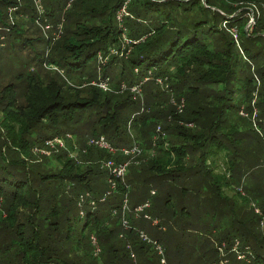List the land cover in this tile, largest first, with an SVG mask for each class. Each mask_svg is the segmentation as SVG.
<instances>
[{
    "label": "trees",
    "instance_id": "1",
    "mask_svg": "<svg viewBox=\"0 0 264 264\" xmlns=\"http://www.w3.org/2000/svg\"><path fill=\"white\" fill-rule=\"evenodd\" d=\"M41 3L44 20L53 25L49 34L56 33L51 40L29 36L33 29L40 30L34 27L38 18L34 0H0V25L6 27V35L26 41L28 64L79 68L96 57L99 70L105 67L106 73L100 80L69 84L63 76L66 81L59 75L41 78L26 72L16 77L17 84L3 89L0 264H97L92 236L102 248L103 264H135L132 254L138 256L137 264H163L158 251L157 257L151 256L155 245L140 239V233L120 227L110 230L107 225L114 210L121 211L116 223L120 218L132 219L128 209H123L129 184L116 178L107 165L103 169L101 162L117 166L129 158L120 151L111 154L93 147L82 154L84 163L66 150L41 157L33 152L45 149L46 141L69 127L78 131L81 147L89 138L105 136L116 149L124 148L134 141L131 133L162 143L175 139L170 144L173 148H161L153 167H161L163 177L171 179L186 171L199 175L204 180L198 191L204 194L198 200L200 210L205 214L221 211L216 223H204L208 231L202 225L203 233L213 236V244L219 243L216 254L223 251L229 264H264V228L260 227L264 202L260 208H250L249 199L241 202L225 193L233 183H243L247 168L264 167V0ZM126 5L129 15L119 20ZM250 11L255 22L248 30ZM11 15L14 22L10 24ZM37 43L46 51L50 47L49 54L37 50ZM119 69L122 79L112 85ZM129 72L136 75L134 80ZM103 82L109 87L106 92L99 87ZM136 86L140 93L132 91ZM20 97L23 102L17 105ZM241 111L247 116L240 115ZM70 134L64 131L62 136ZM66 145L73 149L72 140ZM218 153L228 155L232 178L226 172L217 173L212 165ZM183 155V159L189 157L188 167H183ZM78 187L98 198L106 195V200L97 210L90 205L82 217L84 213L76 211L78 203L70 196ZM143 202L138 197L133 200L135 207ZM156 205L152 203L148 212L158 215V228L168 226L155 233L156 244L169 255L174 237L178 238L176 248H183L180 238L186 231L177 226V218L170 222L173 217L164 216ZM181 208L180 214L173 207V215L185 216V207ZM122 233L124 238H120ZM116 236L126 244L116 241ZM237 239L244 260L237 259Z\"/></svg>",
    "mask_w": 264,
    "mask_h": 264
},
{
    "label": "rangeland",
    "instance_id": "2",
    "mask_svg": "<svg viewBox=\"0 0 264 264\" xmlns=\"http://www.w3.org/2000/svg\"><path fill=\"white\" fill-rule=\"evenodd\" d=\"M88 1H95V0H88ZM82 2L83 1H80L78 3L80 4ZM104 2H106V0H103V3ZM34 7L36 9V12H38L37 14L40 15L37 6H35V3H34ZM248 15L250 22L247 29L249 30L250 25L254 26L255 20L253 18V14L251 11L250 14ZM40 16L43 17L42 15ZM10 17H11V21H10L11 24V22H14V17L12 15ZM18 19L20 20V18ZM47 21L49 24L51 23L49 22L50 20ZM39 23L41 24L42 21H39ZM63 26L64 24L62 25V27ZM34 27L35 28L38 27L40 30L33 29V31H31V34H29V36L33 38H38L39 36L44 35V37L49 36L51 40L52 36L54 37L56 35V33L53 34V32H52V36H50L49 34V31L53 30V28L44 32L38 23ZM7 32L8 31L6 30V27L0 25V36H3L0 37V98L4 95L3 89L6 86L12 83L17 84L18 81L16 80V77L21 73H26V72L37 73L41 78H43L45 74H48L50 77H54V75H59L60 78L62 76L65 79L67 78L66 80L67 83L69 84H79L90 80L93 81L100 80L101 78L104 77V74L106 73L105 67H102V70H99L101 67L96 57L89 59L85 65H82L79 68H71L69 66H64L63 68L62 67L59 68L60 71H56L53 69V66H51L48 62H44L40 65L33 67V65L32 66L29 65L27 62L30 52L28 49L24 50L26 41L20 38L13 39L11 33H9V35L5 34ZM38 44L39 43L35 45L36 49L44 53L46 51L45 46L40 45L39 47H37ZM54 44L55 42L52 40L51 45L53 46ZM49 52H50V47L46 51L47 55L49 54ZM128 77L131 80H134L136 78V75L133 74L132 72H129ZM121 79L122 77L119 69L114 77V82H112V85H114V83L116 82H120ZM164 86L165 85L159 86V88L163 89L165 88ZM142 98L144 97L142 96ZM22 102H23V98L20 97L19 101L17 102V105H19ZM240 115L247 116L245 111L244 112L241 111ZM2 120L3 117L1 116V112H0V123ZM1 128L2 126L0 125V129ZM64 131L72 133L73 135L70 134L67 135V137L62 136L64 135ZM79 131L84 133L82 131V128L81 130L79 129ZM77 133H78L77 130H73L70 127L66 128L65 130H62V135L59 136L63 140V142L60 143L59 147H55L52 149L49 146H47L46 144L47 141H46L45 149L43 150L35 149L33 152L37 154V156L41 157L39 154H45L49 156L53 150L54 151H57L58 149L60 151L66 150L67 152L71 153L70 157L74 158L76 161L80 163L81 162L84 163L83 161H81L82 160L81 156L82 154L88 152L87 149L88 147L100 149L105 153H111V154L114 153L111 152L110 150L101 148L97 145L92 146L89 144H85L83 147H81L82 141H80L78 144V138L76 137ZM131 135L134 141L131 142V145L125 146L124 148L133 149L134 147H137L140 150V154H138L137 156L132 155L131 157H128V156H124L121 153L125 158H129L127 162L128 164L127 171L125 173V176L121 180L124 183L126 181L129 184L128 187L129 191L127 193L126 199L124 200V204L125 203L128 204V202L130 203V205L128 204V206H126V210L128 209L127 214H130L132 219L128 220L129 222L125 219L128 222L127 227L123 223V218H120V220H118V222L116 223V220L118 216L121 214V211L117 212L114 210L112 211V217L110 218V222L107 224L110 227L109 229L111 230L118 227H120L121 229L124 228L125 231L131 229L138 234L140 233L139 236L140 239L144 240L141 237V234L143 233L148 238L149 243H151V245L156 244L158 240L155 238V233L159 231L158 229H161L162 231H166L168 228L167 225H164V227L162 228H158L154 222L159 219L158 215L148 212V210L152 207V203L156 202L157 210H162L164 216H167L168 218H170L169 215H171L173 219H170V222L172 221V223L173 220L177 218V226L186 231L183 234L184 237L182 236L180 238L183 241L182 249L176 248V245H178L177 237H174L169 243L171 250L169 255H167L166 253L164 254V249L162 248L164 254L163 256L166 264H229V259L228 257L225 256V253L223 251H219V253L217 254L215 252V247H218L219 243H216L215 246V244H213L212 242L214 240L212 238L213 236L212 237L206 236L202 231V225L204 226L205 230L208 231V229H210V227L207 228L205 226L206 224L204 223L207 224L216 223V221L219 219L220 216L219 213H221V211L217 209L216 211L214 210L210 211L208 214H205L206 211L203 212L200 210L198 200L200 199V197H204V194L198 195V191L204 180L199 175L190 176L191 172L189 171L184 172L182 175H179V177L175 179H171L169 177H163L162 172H160L162 168L153 167V161L155 159L160 158L162 154L161 148L162 147L169 148L170 144L176 143V140L173 139L169 143H162L161 141H157L158 139L156 138L148 139L142 136H138L136 134L134 136L132 133ZM122 137L124 138V136ZM69 140H72V144H73L72 150L68 148V146L66 145V142ZM89 140H91V138H89ZM109 144H110V148L115 147L114 144L110 142ZM176 146H180V145L176 144ZM170 148L173 147L171 146ZM117 149L121 150L122 148H117ZM45 152H50V154H46ZM175 153L176 152H173V154ZM183 157L184 155L182 156L183 167H188L189 157L184 159ZM227 157L228 155H225V153H218V156L214 157L216 158V160L215 163H213L212 165H214V168L217 173L226 172L228 173L227 177L232 178L231 177L232 174L228 172L229 169L226 163ZM175 158H177V156ZM101 164L103 169L106 168V162H101ZM206 164L207 166L211 167L210 161H208V163ZM261 166H264V164ZM242 182H243L242 184L233 183L232 188H226L225 189L227 191L225 192L226 195L228 193L229 197L234 198V200L237 199L241 200V202H243V200L247 198L251 202L250 204L249 203L246 204L248 205V207L251 208V206H254L260 208V204L264 202V167H258L252 169L247 168L246 174H244V178H242ZM260 184L261 186L258 188ZM101 188L104 189L103 185H101ZM111 188L113 189V186ZM254 189L257 190L256 191L258 192L257 194L251 193L254 192ZM143 194L147 196H143L142 198H140V196ZM111 195H113L112 197H114V192H111ZM70 196H74V200L76 203L83 205V208H80L78 204L76 206L77 212L78 211L81 212L82 210V213H84V215H81L82 217L85 216V213L87 212L88 207L90 206L89 201L91 199H93L94 201L98 200L97 204L95 205L96 210L98 204L105 201L103 200V196L98 198L95 194L89 192V190L83 189V187L81 188L78 187L74 189ZM137 197L139 198L140 202L143 201L145 202L135 207L133 204V200L136 199ZM82 198H83V202H82ZM146 198L147 200H145ZM146 204H149L150 206L149 208L145 209L144 212L141 213L135 211L136 208ZM173 207L177 211V213L179 212L180 214L182 209L181 207H185L186 215L180 217H177L176 214L173 215L171 211ZM146 215L149 216V218H147ZM224 215H226V212ZM260 227L264 228V222H261ZM159 236H161V234H159ZM120 238H124L123 233L120 235ZM115 239L116 241L120 242L122 245L126 244L125 242H122L120 239H118L117 236ZM238 240L239 239L236 240V244L237 242H239ZM239 246L240 243L237 245V250H236L237 253L239 252ZM235 247L236 245L234 246V248ZM99 248L100 251L98 252L95 251L93 256L95 257V262H97V264L98 262L103 264V261L100 257L101 254H103L102 248L101 247ZM156 251H158L159 255L162 253L161 248L159 246H156L152 248L151 256L157 257ZM237 253H236V255L238 256L237 259L244 260L243 258H239V256H241L242 254L239 253L237 254ZM220 257H222V259L218 261ZM132 258L134 259L135 264H137L138 256L136 254H132Z\"/></svg>",
    "mask_w": 264,
    "mask_h": 264
},
{
    "label": "built area",
    "instance_id": "3",
    "mask_svg": "<svg viewBox=\"0 0 264 264\" xmlns=\"http://www.w3.org/2000/svg\"><path fill=\"white\" fill-rule=\"evenodd\" d=\"M34 3H35V6H37L40 15L43 16L44 15V6L41 3V0H34ZM70 5H71V3L69 4V6ZM40 15H38V18L36 20V24L38 23L44 32H46L49 29H52L53 28V25L52 24H49L48 21H47V19L44 20V18L41 17ZM128 15H129V13L127 12V5H126L120 11V13L118 14V18H119V20H122V17L123 16H128ZM39 21H42V23L40 24ZM59 29H61V25L58 26V30ZM125 42L128 43V44L130 43V41L128 39H125ZM102 62L105 63L104 60ZM53 69L56 70V71H60L57 66L56 67H53ZM147 80H149V78H147L146 81ZM158 82L160 83L161 80H158ZM99 87L102 88L103 90H108L109 89L108 84H106V83H100L99 84ZM124 88H126V87H124ZM132 91L133 92H136V93H140L141 92L139 86H136L135 88H133ZM182 107H183V104H181L179 106L180 111L182 110ZM61 142H63V140L61 138H55L53 140H48L46 142V144H47V146H49L50 148L53 149L55 147H59V145H60ZM88 144L89 145H92V146L97 145V146H99L101 148L110 150L111 152H114V153H116L117 151H120L124 156H128V157H131L132 155H136L137 156L138 154H140V150L137 147H134L133 149L122 148L121 150H118L115 147L110 148V144H109V142H108V140L106 139L105 136H101L98 139H93L92 141L90 140L88 142ZM45 153L46 154H50V152H45ZM106 165L111 168L112 173L114 174V176L116 178H121V179L125 176V173L127 171V166H128L127 162L124 163V164H122V165H117V166L113 162H109V164H106ZM103 200H106V195H105V198H103ZM82 202H83V198H82ZM96 204H97V201H94L93 199H91L89 201V205H91L92 208H95V205ZM126 206H127V204L125 203L124 204V207H123L124 210L126 209ZM149 206H150L149 204L140 206V207L136 208L135 211L142 213V212L145 211V209L149 208ZM146 217L149 218V216H147V215H146ZM123 223L127 227V223L128 222L125 220V218H123ZM155 224H157V221H155ZM141 237L144 239V241H146V242L149 243L148 238L143 233L141 234ZM92 241H93L94 246H96L95 251L96 252L100 251V248L97 245V239H96L95 236H92ZM238 244H239V242H237V244H236V247H235L236 250H237V245ZM154 245H155V247L156 246H159L161 248L162 253L160 255L162 256V263L165 264L166 262L164 260V256H163L164 254H163L162 247L160 245H158V244H154ZM239 258H244V256L241 255V256H239Z\"/></svg>",
    "mask_w": 264,
    "mask_h": 264
}]
</instances>
